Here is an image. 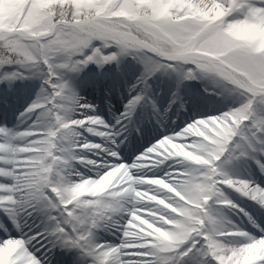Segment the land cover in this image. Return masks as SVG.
I'll list each match as a JSON object with an SVG mask.
<instances>
[{"label": "snow or ice", "instance_id": "6c2138e0", "mask_svg": "<svg viewBox=\"0 0 264 264\" xmlns=\"http://www.w3.org/2000/svg\"><path fill=\"white\" fill-rule=\"evenodd\" d=\"M0 264H264V0H0Z\"/></svg>", "mask_w": 264, "mask_h": 264}]
</instances>
